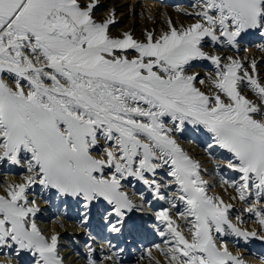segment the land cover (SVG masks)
Listing matches in <instances>:
<instances>
[{
  "label": "snow or ice",
  "instance_id": "6c2138e0",
  "mask_svg": "<svg viewBox=\"0 0 264 264\" xmlns=\"http://www.w3.org/2000/svg\"><path fill=\"white\" fill-rule=\"evenodd\" d=\"M99 4L0 0V177L19 178L0 182V254L64 264L60 235L37 223V198L52 191L80 206V225L99 207L108 231L121 233L144 208L143 193L138 204L125 191L134 180L154 200L175 189L153 213L164 264H245L225 238L264 240V77L257 60L239 55L242 37L264 38V0H195L191 12L178 9L192 23L169 18L143 39L112 35L115 9L98 20ZM203 62L213 69L205 78L196 71ZM186 126L228 154L226 167L239 177L221 176V185L247 204L259 232L242 229L239 215L233 223L234 205L210 194L201 165L175 139ZM86 247L87 264H99ZM146 256L161 264L152 249ZM118 257L102 259L121 264Z\"/></svg>",
  "mask_w": 264,
  "mask_h": 264
},
{
  "label": "bare ground",
  "instance_id": "6f19581e",
  "mask_svg": "<svg viewBox=\"0 0 264 264\" xmlns=\"http://www.w3.org/2000/svg\"><path fill=\"white\" fill-rule=\"evenodd\" d=\"M193 3L195 0H100L99 7L96 9V18L102 20L109 15V9H115L116 23L110 26L111 34L116 36L122 32L130 31L136 39H143L145 30H155L159 34L166 29L165 21L169 18L177 25L192 23L193 21L185 17L178 9L191 12L190 5ZM146 9L150 12L145 11ZM149 14L154 17V22L147 19ZM258 45H264V38L259 35L242 37L239 55L247 57L249 61L257 60L261 76L264 77V52L259 49ZM234 52L235 50L225 49L221 55H233ZM196 71L200 72L201 78H205V73L211 72L213 69L210 64L203 62L196 68ZM175 139L183 150L201 165L202 178L212 186L210 194L220 195L226 203L234 205L231 216L233 223H238L236 216L239 215L243 220V223L239 225L242 229L259 232V225L255 222V217L249 216L243 211L247 204L239 199L230 200L229 197L235 196L236 193L231 188L221 185V176L236 180L239 177L238 173L226 167L224 157L228 154L216 147L210 149L208 144L211 141L208 134L203 130H196L192 126H186L184 131L176 133ZM13 171L19 173L23 170L15 168ZM163 176L165 181L170 179L166 173ZM0 182L6 185L9 182H19V178L17 176L0 177ZM174 190V187L162 189L166 196L164 201L152 198L148 201L151 195L144 185L134 180L127 182L125 191L130 198L139 204L141 203L140 195L143 193L145 200L143 201V211L133 213L131 220L121 233L108 231L103 210L99 207L92 209L87 224L80 225L78 223L81 219L79 213L82 211L80 206L70 198H58L54 191L46 193L43 198H37L38 206L41 209L37 223L46 236L53 233L60 235V255L64 258V264H87L88 248L86 245L89 244L94 249L93 257L99 264H112L111 261L102 259L104 254L111 255L112 252L119 254L118 258L121 264H149L146 256L147 249H152L153 257L164 264L163 258L153 248L154 244L162 243L154 227L156 221L153 213L161 207L168 206L167 197ZM34 191L38 193L39 189L36 188ZM33 198V195L30 194L29 199ZM250 199H255V197ZM60 213H63V216L56 219ZM129 225H134V227ZM225 242L233 255L242 257L245 264H262L264 240L249 238L245 242L242 238L230 236L225 238ZM142 255H144L143 259H141ZM30 260L31 257L27 254H22L19 257L20 264H30ZM0 264H16V258L9 259L0 254Z\"/></svg>",
  "mask_w": 264,
  "mask_h": 264
},
{
  "label": "rangeland",
  "instance_id": "374dc122",
  "mask_svg": "<svg viewBox=\"0 0 264 264\" xmlns=\"http://www.w3.org/2000/svg\"><path fill=\"white\" fill-rule=\"evenodd\" d=\"M193 136V135H192ZM207 144V143H206ZM152 197L151 196H149V198H148V201H150V199H151Z\"/></svg>",
  "mask_w": 264,
  "mask_h": 264
}]
</instances>
